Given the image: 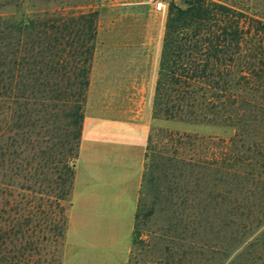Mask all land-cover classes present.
Masks as SVG:
<instances>
[{
    "label": "trees",
    "instance_id": "trees-1",
    "mask_svg": "<svg viewBox=\"0 0 264 264\" xmlns=\"http://www.w3.org/2000/svg\"><path fill=\"white\" fill-rule=\"evenodd\" d=\"M49 1L0 0V264H55L67 227L97 10L37 6ZM152 118L232 134L167 132L144 162L132 247L146 248L128 264H264V16L170 6ZM155 211L163 225L142 239Z\"/></svg>",
    "mask_w": 264,
    "mask_h": 264
},
{
    "label": "crops",
    "instance_id": "crops-1",
    "mask_svg": "<svg viewBox=\"0 0 264 264\" xmlns=\"http://www.w3.org/2000/svg\"><path fill=\"white\" fill-rule=\"evenodd\" d=\"M156 76L135 110L86 101L61 264L128 263Z\"/></svg>",
    "mask_w": 264,
    "mask_h": 264
},
{
    "label": "rangeland",
    "instance_id": "rangeland-1",
    "mask_svg": "<svg viewBox=\"0 0 264 264\" xmlns=\"http://www.w3.org/2000/svg\"><path fill=\"white\" fill-rule=\"evenodd\" d=\"M226 1L245 11L264 16V0ZM67 2L68 0H53L48 3H37V6L53 8L61 5L67 9L65 7ZM84 2L97 10V33L91 62L90 86L86 94L89 108L104 110L116 106L135 110L140 100L143 98L144 101L146 97L153 81L154 71H158L168 8L170 6L182 8L183 0H166L167 7L162 13L153 12L146 0H74L77 8H80V4ZM167 132L219 137H229L232 134L230 129L152 118L146 142L148 158H144V162L154 164L158 162L156 156L160 157L163 151L168 150ZM155 175H164V182L170 185L173 181L170 170L164 169L163 173L156 170ZM161 215L155 211L147 219L141 228L142 239L146 231L156 232L157 228L163 225ZM147 239L149 245L155 240L153 236ZM145 245L142 243L140 246H131L130 251L135 250V253L142 246V251L139 252L140 257L144 254ZM63 256L64 241L55 249L53 257L55 264H61Z\"/></svg>",
    "mask_w": 264,
    "mask_h": 264
},
{
    "label": "built area",
    "instance_id": "built-area-1",
    "mask_svg": "<svg viewBox=\"0 0 264 264\" xmlns=\"http://www.w3.org/2000/svg\"><path fill=\"white\" fill-rule=\"evenodd\" d=\"M152 11L155 13H162L166 10V0H146Z\"/></svg>",
    "mask_w": 264,
    "mask_h": 264
}]
</instances>
